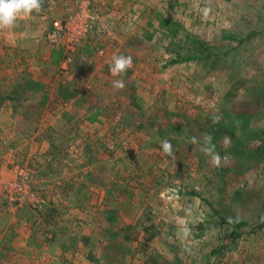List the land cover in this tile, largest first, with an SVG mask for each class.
I'll list each match as a JSON object with an SVG mask.
<instances>
[{
	"label": "rangeland",
	"instance_id": "374dc122",
	"mask_svg": "<svg viewBox=\"0 0 264 264\" xmlns=\"http://www.w3.org/2000/svg\"><path fill=\"white\" fill-rule=\"evenodd\" d=\"M56 1L18 17L14 28L0 30V264H160V259L162 264H264L261 232L216 253L227 227L204 228L199 197L185 194L188 188L202 192L208 181L194 157L200 147L192 141L198 139H187L185 132L198 129L206 112L227 106L223 94L231 81L194 61L168 64L170 55L153 45L160 32L148 27L145 35L141 30L170 18L214 44L220 41L216 30L222 22L236 19L234 31L250 37L236 46L238 58L229 57L232 76L243 77L247 90L264 88V0H249L255 6L248 24L242 18L245 9L239 14L233 9L242 8L244 0ZM81 1L87 2L90 16L76 14L74 20L92 27L79 35L72 61L62 69L68 51L61 41L48 42L45 36L54 19L74 17ZM118 55L131 57L132 65L114 77L110 62ZM24 78L34 79L40 89L32 97H13L12 88ZM116 79L124 81L123 90L113 88ZM238 91L230 99L232 111H222V118L214 115L233 133L231 149H238L245 135L242 112H251L244 121L257 129L259 139L264 136V105L258 112L242 100L241 87ZM38 108L41 113L35 112ZM66 109L70 112L62 115ZM159 128L168 134L159 137L154 132ZM53 133L64 144L48 145L46 137ZM51 153L52 161L44 159ZM129 154L135 159L128 161ZM136 163L146 172L151 168L145 179L157 176V185L147 190V183L136 182ZM256 181L252 185L261 188L263 197L250 202L244 215L249 223L254 214H264V185ZM114 208L118 212L111 222ZM185 226L191 234L182 239ZM127 227L132 239L125 241Z\"/></svg>",
	"mask_w": 264,
	"mask_h": 264
},
{
	"label": "trees",
	"instance_id": "16d2710c",
	"mask_svg": "<svg viewBox=\"0 0 264 264\" xmlns=\"http://www.w3.org/2000/svg\"><path fill=\"white\" fill-rule=\"evenodd\" d=\"M48 1L49 0H43L42 8L46 6L45 4L48 3ZM62 1L63 0H57L55 3L60 4ZM216 1L217 0H212V2L215 3ZM255 3H258V0H256ZM255 3H251L249 0H244L240 2L242 8L238 6L236 9L233 5V9H235L237 14H239V12L243 13L245 9V15L242 16V18L248 24V19L246 18L249 11H253ZM212 5L216 7L214 3ZM252 5L253 7L251 10ZM212 7L211 10H213ZM235 23L236 19L230 20L229 24L226 20L225 22H222L223 26L216 30V33L220 37V41L219 43L215 42L214 44H210L208 41H205L200 35H193L192 33H189V30L185 27L183 22H181L182 25H177L170 18H163L157 25L149 23L147 27L145 26V28H141L142 33L145 35H148V32H145V29H148V27L154 28L153 31L155 34L160 32L161 36L155 38L153 45L155 47L160 45L162 49L170 55L168 64L177 63L178 61H194L197 63L196 65L199 64L202 69H206L208 72H216L218 74L220 73L225 75V78H229L231 81L229 90L226 92L230 96L228 97L227 94H223L224 103H227V106H224L222 110L218 109L217 112L213 114H207L206 112L205 117L201 118L198 129H191V133L189 134L185 132L188 136L187 139L197 137V144L200 149L194 153V157L197 162L198 169L202 170L205 176L206 174L208 175V181L204 182L202 185V192L194 188H188L185 184L188 188V190L185 191V194L193 197H199L201 207L204 210V228L208 227V229L211 230L213 228H220L221 226L227 227L228 235L224 238V244L219 245L214 250L219 254L222 253L224 250L223 248L230 245V243L234 244L244 235H257L258 232L264 233V214H254L255 219L251 220L253 223H249V220L246 216H244L245 213H247V210L251 209L250 202L252 199L257 197L256 199L258 201L261 200V197H263V193L260 191L261 188H259V186H256L255 188V185L253 187L252 184H254L253 182L257 180L256 182L264 185V136L262 139H259L256 135L258 133L256 131L257 129L252 125L246 124L247 120L244 121L245 118L250 117L251 112L246 114L242 112L241 116H243L242 123L245 135H243L244 138L240 141L238 149H231L232 145H229L232 144V138H234L233 133L229 130L227 125L222 123V120L216 121L215 118L216 115L222 118V111H232L230 109V99L236 98L240 87L243 90L241 93V97H243L242 100L248 101L246 105L253 106L258 112V108L260 109L264 105V88L251 86V88L249 87L247 90V87L245 86V79H243V77L232 76L234 73V67L231 64V58L229 59V57L233 55V60L234 58H238L237 52L241 49H237L236 46L250 37V34H246V36H244L246 33L244 31H234V28L237 27ZM138 35L139 34L137 33V36ZM133 39L136 38H132V41ZM228 39H235L237 42L235 41L236 44L230 45V43L225 42ZM38 86L40 87V84L36 83L34 79L24 78L23 81L18 82L12 88V92L14 93L13 97H17L21 94H24L27 97H32V95L40 89ZM59 94L63 95L64 93L59 90ZM13 114L14 113L12 112L10 116ZM27 114H25V116H30V114ZM89 119L92 121L95 117H90ZM144 124L141 123V127ZM154 132L158 133L159 137H163L168 134L169 130L167 128L165 130L159 128ZM205 136H211V145L214 146L213 151L220 157L218 165L214 166L211 163V157L205 155L202 151V148L205 147ZM149 143L151 144L152 142ZM154 143L156 142H153L151 146H153ZM141 147L142 145L140 144V148ZM229 150L232 152V155L230 156ZM225 151L228 155L223 159L222 157ZM134 159L135 155L129 154L128 161ZM132 167L136 170L135 173H133L135 174L136 178L134 177V179L137 183H147V190L153 188L154 185H157V176H154L153 179H149V177L148 179H145L146 176L150 175L151 168L148 172H146L144 171L143 166H140L137 163ZM239 175H241V181L240 184L236 185L233 181ZM262 189H264V187H262ZM115 208L110 211L111 213L109 215V219L111 222L116 219L118 211ZM113 215L115 218L112 217ZM229 218H232L231 223H229ZM139 221H141V219ZM202 225L203 223L199 226L201 227ZM129 228L130 227L126 228L127 234H125L123 239L125 241L132 239L131 230H129ZM147 229L149 230L148 226ZM110 234L111 236L116 235L113 229H110ZM149 236L151 237V234ZM226 238L228 240H226ZM158 263V260L153 262V264ZM162 263L163 261L160 259V264ZM164 264H170V262L165 261Z\"/></svg>",
	"mask_w": 264,
	"mask_h": 264
},
{
	"label": "clouds",
	"instance_id": "9594fccd",
	"mask_svg": "<svg viewBox=\"0 0 264 264\" xmlns=\"http://www.w3.org/2000/svg\"><path fill=\"white\" fill-rule=\"evenodd\" d=\"M43 0H0V30L12 29L15 27L17 18L20 16H29L33 12H39L42 9ZM208 11L207 9L205 10ZM131 57L118 55L113 57V61L110 67L112 76H123L127 70L131 67ZM113 88L116 90H123L125 83L122 79H116L113 81ZM205 147L202 151L205 155L211 157V163L215 166L219 164L220 157L214 153V146L211 145V136H205ZM193 143H197V140L193 138ZM164 148L167 153L170 154L171 145L164 143ZM190 214V210H189ZM232 222V218H229V223ZM191 234V229L187 226L182 229V239H187Z\"/></svg>",
	"mask_w": 264,
	"mask_h": 264
},
{
	"label": "built area",
	"instance_id": "2783aa9c",
	"mask_svg": "<svg viewBox=\"0 0 264 264\" xmlns=\"http://www.w3.org/2000/svg\"><path fill=\"white\" fill-rule=\"evenodd\" d=\"M79 4V3H78ZM77 5V4H76ZM87 2L81 1L78 9L74 11L75 15L71 18H57L52 21L51 29L45 36V40L48 42H62L63 46H65L66 54L59 64L60 68L66 69L67 66L72 61L71 51L75 49V45H77L79 35H85L87 31L92 27L90 22H81L74 20L76 14L80 17L87 18L88 15ZM78 20V19H77ZM102 52V51H101ZM129 57V56H126ZM112 62H110V65Z\"/></svg>",
	"mask_w": 264,
	"mask_h": 264
},
{
	"label": "crops",
	"instance_id": "0c3cea01",
	"mask_svg": "<svg viewBox=\"0 0 264 264\" xmlns=\"http://www.w3.org/2000/svg\"><path fill=\"white\" fill-rule=\"evenodd\" d=\"M74 108V107H73ZM41 110H39V108H38V110H36L35 112L37 113V112H39V113H41L40 112ZM6 112H8V113H12L13 111H6ZM70 111H68L67 109L65 110V112H63V114L62 115H66L67 113H69ZM73 113H75V110L73 109V112H72V115H74ZM8 121H9V119H10V116H8L7 115V118H6ZM94 121V120H93ZM7 122V121H6ZM9 124H8V126L13 130V126H14V123L12 122V119H10V121L8 122ZM104 123V122H103ZM105 124V123H104ZM56 128V127H55ZM67 129H70V128H67ZM66 132V131H65ZM7 134V133H6ZM104 134V136L102 137V138H105V137H107V132H105V133H103ZM16 137V136H15ZM65 137H67V134H66V136ZM101 137V136H100ZM46 139H48L49 141H48V145H51V144H53L54 145V147H57V145H61V144H64V142H62L61 140H58V138H57V136H56V134L55 133H53L52 135H49V136H47L46 137ZM55 139H56V141H58V142H55ZM67 139V138H66ZM83 139V138H82ZM81 139V140H82ZM54 141V142H53ZM69 141V140H68ZM42 142H45V140H42ZM19 143V142H18ZM65 144H67V145H69L70 143L68 142V143H65ZM133 144H135V143H133ZM59 156V155H58ZM54 157H53V154L51 153L49 156H48V154H47V156L46 157H44V159H46L47 161H52V159H53ZM60 168V167H59Z\"/></svg>",
	"mask_w": 264,
	"mask_h": 264
}]
</instances>
